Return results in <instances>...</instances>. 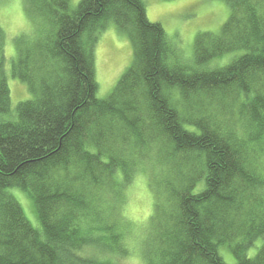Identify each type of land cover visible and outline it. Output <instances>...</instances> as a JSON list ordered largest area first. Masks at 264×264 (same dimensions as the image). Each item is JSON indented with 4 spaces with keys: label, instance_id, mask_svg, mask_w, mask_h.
<instances>
[{
    "label": "trees",
    "instance_id": "1",
    "mask_svg": "<svg viewBox=\"0 0 264 264\" xmlns=\"http://www.w3.org/2000/svg\"><path fill=\"white\" fill-rule=\"evenodd\" d=\"M225 1L227 22L198 33L184 63L145 0H26L33 27L11 72L31 98L14 116L0 25V264H119L139 175L154 198L145 264H264V0ZM111 22L133 62L98 98L95 48Z\"/></svg>",
    "mask_w": 264,
    "mask_h": 264
},
{
    "label": "rangeland",
    "instance_id": "2",
    "mask_svg": "<svg viewBox=\"0 0 264 264\" xmlns=\"http://www.w3.org/2000/svg\"><path fill=\"white\" fill-rule=\"evenodd\" d=\"M81 0H71L76 7ZM26 0H0V25L6 32V68L8 84L11 92L12 113L18 103L31 98V93L23 82L13 77L12 61L16 58V38L32 31V20L25 9ZM148 18L152 22L161 23L175 47L172 57L174 62L193 63L195 61V39L200 32L217 33L230 16V7L225 0H145ZM241 52L225 56L213 61L211 68L228 64ZM96 80L98 82V98L108 97L124 72L133 62V46L129 37L118 30L111 22L102 32L95 48ZM10 192L22 205L29 221L39 227V219L31 198L20 189H10ZM127 203L124 206V216L130 227L126 233V242L130 255L121 258L119 264H145L141 258V241L145 238L149 222L154 213V198L148 188L147 178L139 175L127 193ZM263 239L257 241L248 255L254 257ZM220 254L227 263L237 260L226 246L220 247Z\"/></svg>",
    "mask_w": 264,
    "mask_h": 264
}]
</instances>
